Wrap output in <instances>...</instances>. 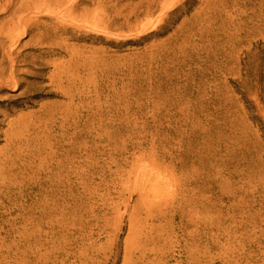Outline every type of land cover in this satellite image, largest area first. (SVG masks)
<instances>
[{"label": "rangeland", "instance_id": "obj_1", "mask_svg": "<svg viewBox=\"0 0 264 264\" xmlns=\"http://www.w3.org/2000/svg\"><path fill=\"white\" fill-rule=\"evenodd\" d=\"M0 264H264V0H0Z\"/></svg>", "mask_w": 264, "mask_h": 264}]
</instances>
